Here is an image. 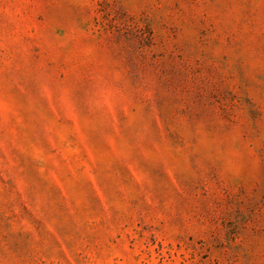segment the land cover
Masks as SVG:
<instances>
[{
    "label": "rangeland",
    "instance_id": "374dc122",
    "mask_svg": "<svg viewBox=\"0 0 264 264\" xmlns=\"http://www.w3.org/2000/svg\"><path fill=\"white\" fill-rule=\"evenodd\" d=\"M0 264H264V0H0Z\"/></svg>",
    "mask_w": 264,
    "mask_h": 264
}]
</instances>
